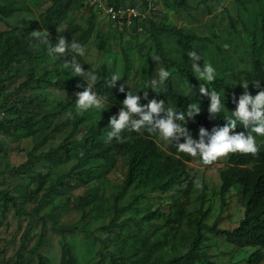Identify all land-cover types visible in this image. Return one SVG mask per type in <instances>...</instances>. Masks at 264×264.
Segmentation results:
<instances>
[{"label":"rangeland","instance_id":"374dc122","mask_svg":"<svg viewBox=\"0 0 264 264\" xmlns=\"http://www.w3.org/2000/svg\"><path fill=\"white\" fill-rule=\"evenodd\" d=\"M105 1L116 4L141 2ZM181 1L158 0V11L153 20L119 28L89 0H76L59 32L50 35V42L55 44L56 36H64L78 28L90 31L83 56L87 64L98 72L100 80H107L113 74L122 78L128 60V89L140 97L139 103L145 91L155 92L163 86L153 89L148 85V81L157 78V65L152 57H160L159 65L166 70L163 56L191 67L189 51L200 55L198 64L201 68L204 63L212 65L215 76L227 83L228 95L242 96L247 91L255 97L254 63L259 53L264 58V51H259L264 0H187V9L179 5ZM0 4L14 11L12 18L0 20V30H24L28 45L34 40L30 35L33 23L45 15L51 0H0ZM164 26L187 31L206 42L194 41L188 47L182 40L163 34H156L154 39L151 35L154 27ZM156 40L164 49L163 56L158 52ZM225 44L229 46L227 49ZM72 56L70 53L53 59L48 55L47 47L37 42L34 57L15 63L10 70L6 91L13 94L7 102L16 104L23 111L19 123L25 124L27 116L32 117L33 123L41 122L33 133L15 129L9 123L15 117L0 106V192L16 198L20 211L37 209L38 214L20 218L13 204L0 201V264L13 260L22 241L33 246L44 223L47 224V239L39 252L49 259L50 264H61V238L53 233L50 220H43L52 209H56L58 225L68 233L66 240L73 249L76 264H111L112 257L118 254V246L124 241H128L126 257L143 258L151 244L144 245L138 237L160 244L158 254L166 259L178 253L186 254L198 234V222L203 219L201 210H210L204 219L210 225L219 216V168L228 162V156L218 159L214 165H204L201 157L191 156L190 165L198 171L200 187L194 185L190 192L182 185L168 193L145 191L135 202L143 190L135 187L124 190L126 159L118 157L115 165L106 164L104 159L90 160L81 166L78 164L80 158L96 147H106L112 142H105L106 133L110 131L108 127L92 144L88 145L83 140L84 135L109 114L106 109L77 113L74 104L77 92L59 91L46 84L18 89L33 72L38 76L48 72V78H62L70 88L73 87L77 77L71 68L64 67L65 60ZM169 72L177 92L186 97L190 88L185 77L177 69H169ZM199 81L211 90L209 82ZM167 108L175 111L172 105ZM79 121L77 134L70 136ZM255 139L256 142H264V136L258 135ZM155 141L163 150L167 149L169 142L159 133ZM89 196L93 197V203L84 209V198ZM241 196L238 189L229 195V205L220 224L222 228L234 229L240 225L245 212ZM175 199L182 201L181 216L180 210L172 205ZM157 209L166 216L153 222L143 220L148 211ZM205 234L202 249L218 264H246L245 258L254 251L237 247L225 235L210 231H205ZM25 264L37 262L25 254ZM197 264L209 262L202 259Z\"/></svg>","mask_w":264,"mask_h":264},{"label":"trees","instance_id":"16d2710c","mask_svg":"<svg viewBox=\"0 0 264 264\" xmlns=\"http://www.w3.org/2000/svg\"><path fill=\"white\" fill-rule=\"evenodd\" d=\"M143 1V0H141ZM108 2V1H107ZM76 0H51V6L42 16L40 21L33 23L31 30L37 29L48 30L50 35H56L59 32L62 24L69 18L73 5ZM122 4V3H119ZM140 4V3H139ZM132 5H138L132 4ZM182 8L187 9V0H182L179 4ZM14 15L11 7L0 4V20L10 19ZM151 21V20H150ZM148 21V22H150ZM134 22L133 24H137ZM90 31H83L78 28L65 34L63 37L69 43L76 41L83 47L88 42ZM156 34H163L182 40L188 47H191L192 42L198 41L200 43L206 42L205 39L199 38L190 34L187 31L178 29L176 27H154L152 37L156 39ZM261 45L259 51H264V20L261 28ZM158 52L164 55V49L156 40ZM37 41L34 39L28 45L26 44V33L19 28H13L10 31L0 30V103L1 108L9 115L15 118L9 123L15 129H22L28 133H33L37 124L41 121L32 122V117L27 116L26 123H19L20 118L23 117V111L19 109L16 104H8V99L12 97L13 92L7 93V83L10 79V70L15 63H21L24 60L33 58L36 54ZM76 56L75 53H71ZM77 61L84 66L85 71L93 72L98 75V80L93 90L100 95L107 97V102L103 109H106L109 114L104 117L100 124L90 129L83 137L86 144L90 145L93 140L99 137L104 129L109 125L111 117L118 118L119 112L127 97L128 89V74L129 66L126 60V69L124 76L119 78L115 88L108 87L107 80H100L99 74L94 70L83 56H76ZM163 62L166 65L167 71L169 69H177L186 79L190 88L189 94L185 97L177 92L174 87L172 76L163 83V86L155 92L148 93V99H143L140 102L142 107H145L152 99L165 102V107L172 105L175 111L187 110L188 104H196L200 106V113L192 119H188L186 127L194 140H199V129L204 128L209 134L214 127H223L226 120L231 118V113L236 110L240 95H228L227 83L215 76L213 82L209 83L211 90L220 95L221 103L225 104V108L221 110L214 118L208 112L210 107V98L207 96H199V85L201 84L196 74L193 73L192 68L170 61L163 56ZM255 67V82L260 83L259 87L254 85L253 92L256 96L260 91H264V58L259 53L254 63ZM49 73L45 72L41 76L36 73H31L27 79L18 87L19 90L30 87L32 84H46L52 86L59 91H74L82 92L86 85L83 78L77 77L73 87H69L62 78L50 79ZM124 86V92H120V86ZM77 100V96L75 97ZM26 105V104H23ZM163 116V114H161ZM47 118L45 117L44 120ZM47 121V120H46ZM82 121V119L80 120ZM80 121L75 123V126L70 133L74 136L78 132ZM184 123V122H180ZM250 129H244L243 125L237 122V128L234 130L236 134L243 132L247 135ZM158 133H148L141 130L135 132L126 129L122 132V139L120 141L113 138L112 142L106 147H96V150L87 153L79 159L78 164L81 166L90 160L104 159L106 164L115 165L117 158H124L127 162L126 179L124 182V190L131 187L142 189L135 198V202L143 195L145 191H160L168 193L177 186H184L187 192H190L198 176V171L194 166H191V155L181 153L177 150V142H169L167 149L163 150L155 141V136ZM255 137V133H253ZM183 138L179 143H183ZM259 151L256 155L232 153L228 155V162L219 168L220 179V198L221 209L219 216L214 224L210 225L204 222L210 214V210H201L203 219L198 222V234L194 238L190 250L186 254H176L172 258L166 259L158 254L161 247L158 243H150V239L138 237V240L144 242V245L151 244L147 247L146 254L143 258L133 259L126 257L128 241H124L117 248V255H114L111 264H197L202 259H206L209 264H218L210 259V256L203 251V245L206 240L205 231H210L215 234L225 235L229 242L235 244L240 248H251L254 251L245 258L246 264H263L264 263V142H256ZM215 162L211 165H214ZM234 189L241 191V202L244 208V217L240 225L234 229H225L220 226L224 219L225 210L229 205L228 197ZM52 191V190H51ZM50 191V192H51ZM49 192V193H50ZM85 202L83 208L93 203V197L84 198ZM0 201L5 204H13L17 211V216L22 217H36L38 210L30 212L20 211L17 207L18 200L12 195L0 192ZM182 201L175 199L172 203L173 207L179 209V216L181 211ZM166 215L161 209L148 211L143 220L153 222L160 220ZM50 220L53 233L61 238L62 244V260L61 264H76V259L73 249L67 242V231L60 227L56 219V209H52L48 214L44 215L43 220ZM47 239V224H43L42 231L33 246H28L22 241V244L16 255L8 264H25V254L36 259L37 264H50L48 258L42 255L39 250L44 246ZM136 240V239H135Z\"/></svg>","mask_w":264,"mask_h":264},{"label":"clouds","instance_id":"9594fccd","mask_svg":"<svg viewBox=\"0 0 264 264\" xmlns=\"http://www.w3.org/2000/svg\"><path fill=\"white\" fill-rule=\"evenodd\" d=\"M30 35L39 43L47 47L48 55L53 59L65 57L70 53L76 56H84V47L76 41L69 43L65 37L56 36V43L50 42V33L48 30H35ZM225 49L229 46L224 45ZM76 56H72L70 60L66 59L64 67L71 68L75 77L83 78L86 87L82 92L77 93V100L74 103L76 112L83 113L91 109H103L107 97L100 95L93 90L97 83L98 75L93 72L85 71ZM188 57L191 63L193 73L197 74V78L206 82H213L215 79V69L211 64L204 63L203 68L198 64L201 60L200 55L195 51H189ZM152 60L157 65V78L148 81V85L155 89L163 84L171 75L164 67L159 65L160 57L154 56ZM119 77L116 74L111 75L107 79L108 87L115 88ZM260 83H254L259 87ZM246 89V88H245ZM120 92H124V86L119 88ZM199 96H207L210 98V107L208 112L214 118L225 108V104L221 103L220 95L215 91H210L205 84L199 85ZM144 99H148V92H144ZM140 97L136 94L127 93V97L123 102L118 118L111 117L108 128L110 131L106 133V143H110L113 138L120 141L122 132L130 129L135 132L141 130L148 133H159V135L168 142H177V150L193 157L199 156L204 165H211L220 158H225L232 153L252 154L256 155L259 148L256 143L255 136H264V91H260L255 97L247 91L239 98L236 110L231 113V118L225 119L226 124L223 127H214L209 134L204 128H200L199 140H194L190 135L186 124L188 119H192L200 113V106L196 104H188L187 110L174 111L165 107L164 101L152 99L145 107L139 103ZM163 114V116H161ZM71 116V113L68 114ZM184 122V123H180ZM237 122L243 125L247 131V135L243 132L234 133L237 128ZM183 138L184 142L179 143ZM207 139V142H205ZM195 185L200 187V181L197 179Z\"/></svg>","mask_w":264,"mask_h":264},{"label":"built area","instance_id":"2783aa9c","mask_svg":"<svg viewBox=\"0 0 264 264\" xmlns=\"http://www.w3.org/2000/svg\"><path fill=\"white\" fill-rule=\"evenodd\" d=\"M89 3L98 10L101 9L105 18L119 28H129L134 22L153 20L158 11V0H143L138 5L108 3L105 0H89Z\"/></svg>","mask_w":264,"mask_h":264}]
</instances>
